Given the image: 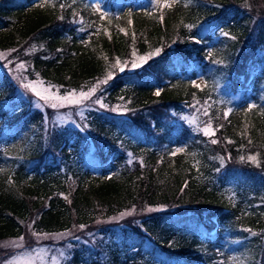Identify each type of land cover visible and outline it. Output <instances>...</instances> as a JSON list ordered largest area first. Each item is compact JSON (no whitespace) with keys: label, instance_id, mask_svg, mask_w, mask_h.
<instances>
[{"label":"trees","instance_id":"16d2710c","mask_svg":"<svg viewBox=\"0 0 264 264\" xmlns=\"http://www.w3.org/2000/svg\"><path fill=\"white\" fill-rule=\"evenodd\" d=\"M153 1L103 0L105 11L91 0H0V51L63 93L112 71L100 88L129 109L124 120L101 115L92 144L76 129L45 130L43 112L0 71V241L29 222L78 235L100 226L63 264H264V0ZM157 48L138 69L109 67ZM104 119H120L126 136ZM132 209L131 225L112 227Z\"/></svg>","mask_w":264,"mask_h":264},{"label":"rangeland","instance_id":"374dc122","mask_svg":"<svg viewBox=\"0 0 264 264\" xmlns=\"http://www.w3.org/2000/svg\"><path fill=\"white\" fill-rule=\"evenodd\" d=\"M91 1L93 2V5L97 9L109 11L108 7H104L103 0H91ZM159 3L160 0H154L153 6L156 8ZM0 52L4 53V57L0 58V71L6 72L12 76L15 84H17L18 87L17 90L22 96V97L19 96V99L21 98L26 102L32 103L33 107L43 112L45 116V120L43 124L45 130L53 127L54 125L56 128L64 127V128L76 129L82 132L89 139L95 137L96 140L95 141L93 140L91 142L93 144L100 141V138L96 137L95 135V130H97V121L101 120L102 118L101 115L103 116L108 115L110 117H114L111 116L110 114L118 113L119 118L121 120L128 119V117L126 116L127 114H129L127 113V111L129 110L128 107L120 103L114 105L108 103L106 101V95L104 94L103 87L100 88L101 85L89 99L82 100L78 104L57 102V107L55 108L51 107L50 102L46 103L44 100L39 99L30 90L25 89L23 87V84L28 82L43 81V84L39 85L40 88L49 87L53 85L49 84V82L45 81L42 78L39 77L33 78L24 61H18V60L12 61L10 57L11 52H7V51H0ZM140 56H146V55H136L134 59ZM153 56L155 55H152L151 57ZM145 63H147V61L141 62L140 66L136 68H132L130 65V68L127 69L129 66L127 62L125 63L124 71L138 69ZM20 64H23L24 66L22 68L18 67V65ZM124 71H120V72H124ZM195 84H198L201 87H203L205 85L204 78L200 76L195 81ZM49 91L56 95L66 94L61 92L55 86L50 87ZM74 91L78 93L81 90H74ZM97 100H100L101 103L104 104L106 107H101L99 103H96ZM202 109H203V105H202ZM105 112H108V114ZM201 118L200 119L190 118L187 119L186 122H189L191 124H196L197 127L201 129V131L203 132V129L205 126H207V124L204 123L203 125H199ZM120 119H117L115 121V124L113 123V121L106 119L102 121V122H106L107 128L111 130L112 134H114L117 138L119 133H120L119 137L126 136V134L124 135L122 133V129L124 130L125 127L124 125L121 124L122 121ZM129 140L135 142L134 138H131ZM4 141L5 138L0 132V146L4 144ZM180 148L182 147H179L178 149ZM93 151H94V147L90 146L89 152L84 154V159L86 160V163H89L88 161ZM128 156L130 158L129 161L136 160V158L133 155H131V150H129ZM76 160L80 161V158ZM96 168L97 166L93 165V169L95 170ZM238 185L239 183L236 180L229 179L225 187V190L226 192L231 193V195H234L235 187H237ZM147 210L154 211L159 209L148 208ZM123 213L126 214L124 216L118 215L110 219V222H112V227L113 225L116 226L131 225V221L135 219L136 213L134 212L133 209ZM89 230L90 229L82 230L83 233L81 235H78V233L74 234L71 231H63V232H55V233L37 232L32 227V222H29L26 226V230L23 235L24 240L20 242L22 244L21 247H15L12 244H10V241H16L18 240L19 237L7 238L0 241V264H3L5 260L10 261L11 264H63V262L65 261L66 254L68 253L69 250H71L72 246L76 241H80L82 238H85L86 240L96 243L95 238L98 237L95 235V233L101 231L100 226L96 227L95 231H94V227L90 231ZM33 233H37L38 235H34ZM57 233H65V235L57 239L55 235ZM79 236L80 237L83 236V237L80 238Z\"/></svg>","mask_w":264,"mask_h":264},{"label":"snow or ice","instance_id":"6c2138e0","mask_svg":"<svg viewBox=\"0 0 264 264\" xmlns=\"http://www.w3.org/2000/svg\"><path fill=\"white\" fill-rule=\"evenodd\" d=\"M173 2H175V0H173ZM48 3V0H44L43 3L39 4L38 6L43 8L46 4ZM165 6H168L167 4V0H165V3L161 5V7H165ZM247 6V5H246ZM61 8L65 7L64 5H61L60 6ZM61 19L63 17H60ZM163 20V17L161 16V21ZM223 35H229L228 33H222ZM232 39H235V37H231ZM160 52V49L157 48L154 50V52H150L148 53L146 56H140V57H137L136 59H134L132 62H131V67L132 68H136V67H139L140 66V63L141 62H146L147 59H149L152 55H158ZM135 51H133V56H135ZM4 57V53L0 52V58H3ZM108 58L105 57V60H107ZM125 63L126 62H122L119 58H117L115 60L114 63H112L109 67L110 68H116V67H119L120 71H124V67H125ZM24 65L23 64H20L18 65V67H23ZM113 72L112 71H107L106 75H105V78L100 80L98 79L96 81L95 84H93L89 89L88 91H83L81 90L80 92H76L74 90H70L69 92H67L66 94L64 95H56L54 93H51L49 91L50 87H54V86H49V87H44V88H40L39 85L40 84H43V81H36V82H28V83H24L23 84V87L25 89H28L30 90L33 94H35V96H37L39 99L41 100H44L46 103H51V107L55 108L57 107V102H61V103H68V104H78L80 103L82 100H86V99H89L96 91L97 89L99 88V86L101 84H106L108 82V80L112 79L113 78ZM196 87H200V85H195ZM160 92L161 90L157 89L155 92H154V95L155 96H159L160 95ZM96 103H99L101 105V107H106L104 104L101 103L100 100H97ZM252 107V106H250ZM230 111V110H229ZM207 111H205V115H207ZM225 115H227V113H225ZM203 132L205 135H208V136H211V135H214V130L212 129V126H211V122H209L207 124V126L204 127L203 129ZM217 141L216 140H212V143H216ZM251 143V141H249ZM177 152H182L184 151V149L180 148V149H176ZM241 159H244L243 157H241ZM249 160L253 161V162H257V157L255 155H252V156H249L248 157ZM65 199H67V197H65ZM126 213H121L120 215L121 216H124ZM80 228H83L84 225H79ZM246 231H249L251 232V234L253 236L256 235L255 232H252L251 229H246ZM34 235H38L37 233H33ZM56 235V238L59 239L60 237L64 236L65 233H57L55 234ZM24 240V237L21 236L18 238V240L16 241H10V244H12L13 246L15 247H21L22 244L20 242H22ZM3 264H11L10 261L8 260H5L3 262Z\"/></svg>","mask_w":264,"mask_h":264}]
</instances>
